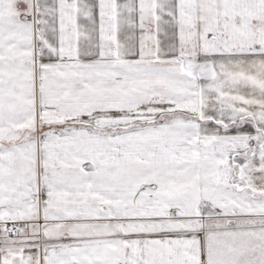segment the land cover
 <instances>
[{
  "label": "snow or ice",
  "instance_id": "snow-or-ice-1",
  "mask_svg": "<svg viewBox=\"0 0 264 264\" xmlns=\"http://www.w3.org/2000/svg\"><path fill=\"white\" fill-rule=\"evenodd\" d=\"M0 264H264V0H0Z\"/></svg>",
  "mask_w": 264,
  "mask_h": 264
}]
</instances>
